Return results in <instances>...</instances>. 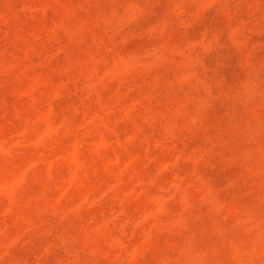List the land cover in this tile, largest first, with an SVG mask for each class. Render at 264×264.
<instances>
[{
  "label": "rangeland",
  "instance_id": "374dc122",
  "mask_svg": "<svg viewBox=\"0 0 264 264\" xmlns=\"http://www.w3.org/2000/svg\"><path fill=\"white\" fill-rule=\"evenodd\" d=\"M0 264H264V0H0Z\"/></svg>",
  "mask_w": 264,
  "mask_h": 264
}]
</instances>
